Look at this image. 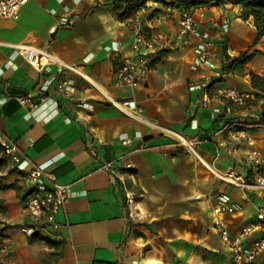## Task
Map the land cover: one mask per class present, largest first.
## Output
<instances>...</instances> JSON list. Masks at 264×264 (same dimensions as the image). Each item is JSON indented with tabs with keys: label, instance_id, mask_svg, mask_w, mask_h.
I'll return each mask as SVG.
<instances>
[{
	"label": "crops",
	"instance_id": "crops-1",
	"mask_svg": "<svg viewBox=\"0 0 264 264\" xmlns=\"http://www.w3.org/2000/svg\"><path fill=\"white\" fill-rule=\"evenodd\" d=\"M203 8L205 29L213 13L228 15L227 55L260 51L239 72L217 76L206 107L201 91L191 86L216 76L207 69L192 70L189 50L167 45L150 50L152 68L143 86L112 83L115 65L130 52L131 25L144 27L148 39L157 31L173 36L177 9L147 4L133 18L120 21L110 0H28L18 19L0 18V135L16 145L23 159L20 169L2 156L0 201L11 209L22 193L19 180L30 168L52 172L68 188L56 218L58 228L49 234L47 245L40 240L45 232L28 242L20 226L27 221L20 199L21 212L10 218L19 226L4 238L11 264H43L54 250L51 264H230V253L212 228L211 207L223 191L242 207L225 217L230 234L255 225L245 244L264 237V221L255 220L264 195L232 187L218 176L237 168L247 175L243 160L250 147L243 135L250 136L264 156V125L257 123V117L264 116L261 104L237 106L220 94L236 88L262 96L251 87L248 72L264 75V37L254 42L252 20H241L238 5L212 3ZM164 15L165 21L159 22ZM62 16L72 24L58 25ZM16 43L45 48L77 71L51 67L37 72L9 46ZM111 45L118 52L109 51ZM214 53L220 68L223 54L217 40ZM59 80L68 82L66 95L56 89ZM41 94L45 101L33 111L16 101L20 95ZM109 98L128 103L129 109L141 107L146 122L127 116ZM164 129L181 134L194 150ZM123 137L131 143L123 144ZM124 154L130 169L115 161ZM125 190L136 195V218L129 216ZM250 264H264V252Z\"/></svg>",
	"mask_w": 264,
	"mask_h": 264
},
{
	"label": "built area",
	"instance_id": "built-area-1",
	"mask_svg": "<svg viewBox=\"0 0 264 264\" xmlns=\"http://www.w3.org/2000/svg\"><path fill=\"white\" fill-rule=\"evenodd\" d=\"M28 0H0V18L16 20L19 17L20 9ZM205 17L203 6L192 8L188 11H178L175 18V32L173 36L166 32L157 31L152 34V39H148V31L139 23L134 22L131 25V44L129 54L123 55L115 65L112 83L116 87L138 88L143 86L147 80L148 73L152 68L149 58L150 50H159L165 45L175 50H189L193 54L190 63L192 70H210L214 76H220V68L217 65L214 53L215 40L220 43L227 37L230 30V19L223 11L212 14L209 19V29L202 28L201 20ZM166 16H161L159 22H164ZM72 19L62 16L58 25L70 26ZM13 51L18 54L23 61L37 72H48L51 67L61 71L67 68L77 71L75 67L68 66L60 61L53 53L45 48L32 45L30 43H16L9 45ZM111 52H118L115 45L107 47ZM51 79L40 88L42 92L46 91ZM210 80H203L191 86V89L201 91L202 106H208L210 102ZM56 89L66 95L69 91L68 82L59 80L56 83ZM221 96L228 102L237 106H246L251 102L262 104L264 98L256 97L255 93L236 88H227L221 91ZM17 103L28 111L35 110L45 101L43 94L36 98L29 95H20L16 97ZM110 103L123 111L127 116L139 122H146L142 118V108H127L128 103L116 101L109 98ZM133 105V102H132ZM134 106V105H133ZM257 123L264 125V116L257 117ZM159 128L158 126H154ZM171 134L177 141L193 151L194 147L190 141L181 134L175 133L169 129H164ZM243 139L250 147L243 160V166L247 170V175L242 176L238 173L240 168L232 170L226 174H218L219 178L226 184L260 193L264 195V156L254 146L253 139L248 135H243ZM125 145L131 143L129 138H121ZM0 146L2 154L7 157L17 168H21L23 159L20 156L16 145L0 135ZM136 151V149H133ZM228 152H230L228 150ZM115 161H120L124 169H130L131 164L128 161L127 154L118 156ZM19 188L24 194L22 202L26 204L24 210L27 215V222L23 226V232L31 236L38 230L53 232L58 228L57 215L61 212L68 198V188L56 181L55 175L50 171L40 168H30L19 180ZM125 203L129 208L130 218H136V195L129 191H124ZM134 210V211H133ZM242 211L241 205L234 200L228 192H219L214 199L211 207L212 228L216 232L220 242L230 253V264H250L255 258L264 252V237L255 240L252 244L246 245V239L254 231V226L247 225L242 227L234 236L229 232V226L225 219L226 216H233ZM256 224L264 221V202L256 210Z\"/></svg>",
	"mask_w": 264,
	"mask_h": 264
},
{
	"label": "trees",
	"instance_id": "trees-1",
	"mask_svg": "<svg viewBox=\"0 0 264 264\" xmlns=\"http://www.w3.org/2000/svg\"><path fill=\"white\" fill-rule=\"evenodd\" d=\"M152 2L153 4L159 5L163 8H174L178 11H188L192 8L198 6H206L212 3L224 4L230 3L235 6L240 7L239 17L243 21L248 19L252 20V25L256 32L255 43L262 37H264V0H110L112 4V10L116 12L117 18L120 21L133 18L138 11L147 8V3ZM157 10H154L156 12ZM221 49L223 54V63L220 67V75L230 74L234 72H239L242 70L245 64L252 60L256 55L260 54L258 50L240 51L235 56H229L226 54V38L221 42ZM250 78L251 87L256 90L259 94H255L256 97H264V75H257L251 71L248 72ZM220 80L219 77H214L210 80V85L214 82ZM262 115H264V102L261 104ZM0 162L4 161L2 156V148L0 146ZM20 189V188H19ZM17 197L23 199L24 194L18 193ZM1 202V201H0ZM3 209L0 207V211ZM36 233L28 237V242L32 243L34 241L33 236ZM56 245V242H52ZM57 253L55 250L51 253L48 259L43 264H49L53 260V255Z\"/></svg>",
	"mask_w": 264,
	"mask_h": 264
},
{
	"label": "rangeland",
	"instance_id": "rangeland-1",
	"mask_svg": "<svg viewBox=\"0 0 264 264\" xmlns=\"http://www.w3.org/2000/svg\"><path fill=\"white\" fill-rule=\"evenodd\" d=\"M147 4L154 5L152 2H148ZM154 7H157V6H154ZM159 9L161 10V8ZM19 201H20V198H17L13 202L11 209H9L6 205H4L2 201L0 202V207L3 209L2 211H0V264H11L12 263V252L10 251V247L5 243L4 238L6 236V233L9 230H11L13 227L19 226L16 224L15 221L10 220L11 215L13 213L21 212ZM24 216H25L24 220H26L27 215L25 214ZM26 222H24L23 225H20L22 231H23V226L26 224ZM40 232L46 233L44 234V236L43 235L40 236V240H42V242L46 245L49 244V242L51 241L49 234L51 232L45 231V230H38L35 233L39 234Z\"/></svg>",
	"mask_w": 264,
	"mask_h": 264
},
{
	"label": "water",
	"instance_id": "water-1",
	"mask_svg": "<svg viewBox=\"0 0 264 264\" xmlns=\"http://www.w3.org/2000/svg\"><path fill=\"white\" fill-rule=\"evenodd\" d=\"M21 206L22 208H25L26 204L23 202Z\"/></svg>",
	"mask_w": 264,
	"mask_h": 264
}]
</instances>
